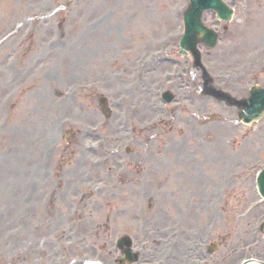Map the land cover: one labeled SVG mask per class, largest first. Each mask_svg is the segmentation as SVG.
<instances>
[{
    "label": "rangeland",
    "instance_id": "obj_1",
    "mask_svg": "<svg viewBox=\"0 0 264 264\" xmlns=\"http://www.w3.org/2000/svg\"><path fill=\"white\" fill-rule=\"evenodd\" d=\"M72 1H74L72 6L65 9L67 0H0V149L4 148L3 143L11 144V148L16 143V148L19 149L25 145L26 138L30 137L37 145L35 155L40 159L42 156L40 145H46L44 140L55 135L57 137L54 165H56L68 127L63 130L54 127L52 124L57 118L67 119V123H71V126L74 125V128H70V131L79 134V142L82 143L86 139L82 145L70 144L66 154L70 155V158L65 160L66 157L61 155L64 167L61 171L59 169L53 170V172H58V174L53 173V175L61 179V186L65 191L71 192L70 186L74 182H78L79 179L81 180V169L86 165L82 160L94 156L92 151H87L91 148L88 145L98 146L102 150L103 156L98 159L104 160L100 164L103 167V178L106 182L111 180L110 183L113 184L119 178V171L124 170V168L121 166L118 156L110 157L107 160L105 151L121 150V147L126 144L117 123L116 127L109 123L106 124L108 121L104 122L94 110L90 116L80 112V109L76 110V91L79 83L89 80L91 75H98L97 80L100 81L99 85L102 90H106L109 92H106V94L111 96V91L120 89L119 81L113 76L116 69L121 68L122 65L129 67L130 61H138L146 52H152L157 47L165 48L164 46L167 45L165 40L173 41L174 34L177 33V26L174 24L170 28L171 13L174 14L180 8V5L184 3V0H157L150 3L147 12H143L140 10L141 8H133L134 5H143L142 0H132L135 3L131 4L130 9L128 0H93V5H89L88 8L85 7L86 0ZM236 3H239V0ZM118 5L121 8L124 5L122 14L115 12ZM96 6H100V8L93 11L94 14H89L88 12ZM242 9L244 12L238 13V21L229 25L230 32L226 37L227 39H222L219 47L203 59L217 85L224 82V78L230 81H225L226 84L223 88L232 94H243L253 82L264 85V0H243ZM36 14H41L40 17L46 14L45 17H48V19L38 18L35 16ZM152 16L156 19H153ZM58 21L62 23L64 29L62 35L57 33L56 28H52L54 23ZM108 21L122 22L121 30L123 29L124 34L118 32V34H112V37H108L106 42L99 41L102 48L95 51L94 48L98 42L92 39L89 31H91V28L94 29L98 22L99 35L105 34L102 25L104 23L106 27L110 24ZM211 21H213L212 16L206 14V24L216 27L217 25L214 26ZM245 27L248 29H245ZM249 28L252 32L249 31ZM241 30L246 33H241ZM138 32H142L144 40L134 45L133 49L126 50L127 47L132 46L126 38ZM171 33L173 34L171 35ZM153 39L157 42L155 45ZM59 40L61 41L60 46L56 45L51 48L50 44L58 43ZM67 43L68 47L66 49ZM74 46L86 50L85 53L81 54V58L86 60L87 63L83 64L81 68L76 63L71 62L78 54L74 50ZM14 50L20 52V55L24 53L23 56L21 55L23 58L15 59L16 57L11 55ZM122 54L127 55L119 58ZM97 65H99V68H97ZM247 69L253 71L246 74ZM178 72H180V69L176 66L167 65L166 68L161 66L155 71L156 75L152 77V81L149 84L146 83V86L151 89L149 91L143 90V93L153 99L146 102L144 111L146 113L141 116V124L152 122L156 118L149 108L156 94V86L153 87V82L158 78L167 85H173L175 81L180 82L177 76ZM250 75L251 79L249 78ZM114 79L117 84H115ZM52 87L62 90L58 99L61 100L63 113L58 110L50 112L45 109L44 102H51L46 91H49ZM176 93H182V91L178 88ZM40 102L44 103V108L41 107ZM11 103H14L13 111L7 109V106ZM184 103H186L188 111L184 107L177 108L174 113L176 118L174 125L171 127L166 126L156 140H149L147 143L149 146L145 149V151H161V145H163V148L178 154L177 163L172 168L178 167L182 170L185 169V164L180 159L185 154H197L200 157L204 155L207 160L209 157H214L215 153L222 155L227 152L226 145L225 147L221 146L216 138L220 136L219 132L226 130L223 122L220 121L226 118L233 120L235 113L234 110H227L211 100L207 102L184 101ZM189 108L194 111H190ZM195 111L201 113L197 116V119H199V124L203 123L204 125H200V129H202L200 132L192 135L186 129L185 121L179 119V113H194ZM148 113L150 116H146ZM163 117L166 116L163 115ZM78 122L81 123L79 125L80 131H84L82 134L79 131L76 132L75 125ZM101 123L103 126L100 125ZM48 124L52 125L50 132L45 131ZM154 126L155 123L148 125L145 133L149 134ZM178 127H185L183 133L181 132L182 129ZM227 130L229 134H224V136H227V141L235 140V138H237L235 141H239L241 135H248L247 140L234 144V147L229 151L232 154L231 159L235 163L227 164V162H223V164L218 160L209 161L211 169L208 173L214 176L215 180H218L219 186H221L220 188L219 186H213V196L209 200L221 196V192L224 190V197L230 199V203H233V198L239 197H246L245 201H247L252 196V169L249 167V163L256 161L255 158L257 157L264 159V128L253 131L252 127L240 126V128ZM170 132L174 134H168ZM194 149L196 153L192 152ZM234 152H236V157H234ZM82 154H85V156ZM6 155V153L2 154V156ZM6 161L4 163L9 166L14 162L9 157H6ZM15 165L19 166L16 162ZM2 172L4 176L1 180V189L5 193L4 199L8 198V194L11 197L17 196L9 190L8 182L11 178L9 173L7 171ZM146 172L148 175H154L161 172V170L157 169L156 165H152ZM191 172V180H194V171ZM136 175L134 173V176ZM27 176L28 173L17 175L18 191L21 190L22 182ZM72 176H76V178L74 179ZM222 181L224 182L223 185ZM166 190L171 191L170 188ZM99 194L95 193V196H99ZM90 198L91 196L87 195L82 201L87 202V207L82 210L80 220L82 222H79L80 210H78L76 216L71 219L74 222L73 227L69 229V232L75 234L73 239L78 240L76 242L69 238L76 248L78 245L80 246L77 256L81 254L82 264L88 263L87 260L90 261L104 255L101 246L104 240L103 234L95 233L92 237L87 236L85 239L84 236L93 232V229L86 228L83 231L81 226V224L84 225L89 222L93 225L97 221L101 224L103 218L106 217L105 213L102 215L92 214L98 206ZM156 199L157 197L154 196L149 197V201L146 200L147 203L151 204V209L155 205ZM43 200L44 198L41 196L39 204ZM11 202L12 207H14V200ZM242 208L243 205L239 211ZM159 212L154 216L151 215V218L157 219ZM115 221H117V218ZM118 231H120V228H118ZM141 236L144 237V235ZM91 246L93 249H91ZM46 252L47 254L44 253L40 257L41 262L44 264L49 262L48 257L53 260V257L48 253V249ZM50 252L52 254V251ZM32 262L33 258L29 264ZM2 264H7L5 259ZM9 264H12V262Z\"/></svg>",
    "mask_w": 264,
    "mask_h": 264
}]
</instances>
